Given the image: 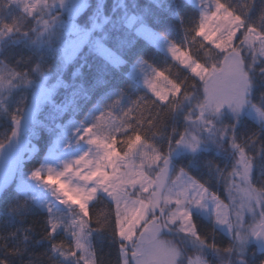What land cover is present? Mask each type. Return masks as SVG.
I'll list each match as a JSON object with an SVG mask.
<instances>
[{
    "label": "trees",
    "instance_id": "obj_1",
    "mask_svg": "<svg viewBox=\"0 0 264 264\" xmlns=\"http://www.w3.org/2000/svg\"><path fill=\"white\" fill-rule=\"evenodd\" d=\"M44 1L49 3L50 0ZM220 2L244 15L248 22L264 27V19H261L264 0ZM248 3L254 4L249 5L250 11L245 8ZM81 4V12L69 20L59 10L29 14L23 6L0 0V147L7 144L15 121L22 118L27 110L32 112L25 132L26 140L36 149L24 161L29 170L41 163L45 151L57 137L59 127L66 121L75 120L88 130L100 122L99 117L105 121L118 118V123L127 119L132 123L140 114L137 102L153 103L154 97L142 90L137 79L128 76L135 63L142 61L156 71L165 72L170 79L190 77L145 41L137 30L139 25L129 24L131 17H137L142 25L187 50L192 60H196L202 51L212 48L195 36L199 15L183 0H83ZM69 23L80 35L88 37L68 59L63 45L53 37L54 31L49 30L59 29L61 24L63 28L60 30L64 33L63 30L70 27ZM5 24L13 26L14 31L7 32L3 28ZM239 36L240 32L237 33ZM200 43L205 44L204 49L199 47ZM233 43L238 44V39L234 38ZM104 50L121 60V64L112 63L104 55ZM215 58L213 48L208 52L207 60L211 62ZM255 59L253 63L252 57L247 58L251 64L248 71L252 85L248 103L264 114V72L261 71L264 57L257 55ZM36 85H42V92L47 94L45 100L34 99L32 89ZM131 108L134 110L125 117L124 113ZM165 112L167 115L162 116V127L148 128L147 124L140 127L141 134L148 135L147 142L162 150L159 152L161 156L168 151L167 137L174 135L173 129L176 133H184L188 114L192 113L195 118L199 111L195 99H190L171 111L167 106L153 104L147 116ZM160 118L157 117L158 120ZM207 121L211 131H202L206 150L180 153L176 150L177 144L170 156L176 168L201 183H208L210 191L218 192L220 198L228 203L225 199L227 192L218 173L219 170L230 171L234 164L231 139L234 137L237 143L248 145L249 152L255 154L258 147L264 146V129L246 117L236 121L226 116H211ZM156 131L160 134L152 139L151 135ZM116 136L121 141L125 138L120 133ZM252 138H255V144H249ZM121 146L118 144V150ZM160 164L162 160L157 162V166ZM256 165L253 186L258 190L264 189V151L256 158ZM111 207L114 212L112 202L99 196L89 205V210L107 223ZM193 218L200 235L219 249L215 252L209 248L213 251L212 264H262L264 255L257 253L252 243L240 251L222 232H212L211 226L206 225L200 215ZM77 219L78 211L74 209L53 214L41 211L24 199L13 184H9L0 192V264H76L74 259H66L61 252L66 253L68 247L75 244ZM51 223L59 225L55 235L49 232ZM85 239L94 253L96 264H125L122 261L124 255L127 264H132L127 252H121L122 246L126 250L127 246L113 233L111 225L99 231L86 232ZM57 245L64 247L57 249ZM202 250L199 256L208 261L205 248ZM180 251L184 260L193 257V251ZM185 262L180 260L179 264Z\"/></svg>",
    "mask_w": 264,
    "mask_h": 264
},
{
    "label": "snow or ice",
    "instance_id": "obj_2",
    "mask_svg": "<svg viewBox=\"0 0 264 264\" xmlns=\"http://www.w3.org/2000/svg\"><path fill=\"white\" fill-rule=\"evenodd\" d=\"M43 2L36 0L35 3H25L24 11L35 14ZM249 5L254 4L245 5L248 11ZM261 19H264V15ZM3 28L9 33L14 31V27L7 24ZM237 32H240L239 37ZM195 36L202 37L212 46L198 54L196 60L189 61L187 54L176 44L168 48L172 58L191 73L190 77L181 78L183 84L181 79H170L165 72L153 69L152 75L145 80V86L155 99L152 104L136 103L140 114L134 122L129 123L125 119L118 123V118L105 121L99 117L100 122L82 137L91 146L89 152L71 165H65L60 172L48 169L46 174L40 171L32 173L33 179L55 191L62 204L78 210L75 244L68 247L66 253L61 252L66 259H74L76 264H96L94 253L83 238L86 232L99 231L109 225L125 245H132L133 264H179L181 252L172 239L163 235L165 231L172 232L173 228L188 238L191 244L218 252L214 243H208L200 235L190 212L191 206L203 207L204 202H210L216 224L237 230L236 237L241 244L248 239L247 235H241V231L250 230L252 235H264V189L258 190L252 182L257 167L256 158L264 151V146L258 147L253 154L249 152L248 145L237 143L234 137L231 139L234 164L230 171L219 170L218 173L219 180L224 183L228 203L210 191L208 183L199 182L183 170L174 179L169 176V156L174 146L183 144L195 151L200 143L196 132L211 131L208 126L210 122L204 120L205 113H219L225 106L238 111L246 102L252 86L248 71L251 64L247 58L252 57L255 63L257 55L264 57V27L248 22L244 15L220 0H215L214 10L202 15ZM234 38L238 39V44L233 43ZM199 47L204 49L205 44L200 43ZM213 48L216 58L209 62L207 54ZM197 60L202 62L198 63ZM261 71L264 72V68ZM190 99H195L199 114L195 118L192 113L188 114L186 119L190 124L184 133H176L173 129L174 135L167 137L168 151L161 156L159 152L162 150L147 142L148 135H142L140 127L145 124L148 128L162 127V116L167 112L149 117V109L154 104L167 106L171 111ZM133 110L129 109L124 116L127 117ZM108 115L111 116V113ZM157 117L161 118L158 120ZM116 133L125 138L119 140ZM159 134L158 131L153 132L152 139ZM255 143V138L250 139L249 144ZM118 144H122L123 148L118 150ZM137 159L139 164L136 163ZM161 160L162 164L157 166ZM234 190L240 195L239 199L233 194ZM99 192H103L115 206L114 212L112 207L108 210L107 223L89 210V202L96 200ZM246 214L251 216V223L246 219ZM90 216H94V219H90ZM93 225L96 227L93 228ZM125 225H128L127 231L124 230ZM58 227V224L51 223L50 234L55 235ZM62 247L56 246L57 249ZM121 252H126V247L122 246ZM199 261L200 257L195 261L189 259V264H199Z\"/></svg>",
    "mask_w": 264,
    "mask_h": 264
},
{
    "label": "rangeland",
    "instance_id": "obj_3",
    "mask_svg": "<svg viewBox=\"0 0 264 264\" xmlns=\"http://www.w3.org/2000/svg\"><path fill=\"white\" fill-rule=\"evenodd\" d=\"M10 3L18 4L24 7L25 3H35L36 0H17V2H13V0H6ZM83 0H50L49 3L44 1L40 4V6L36 9V12L40 13H48L52 10H59L62 14L65 13L68 19L77 16L83 6ZM190 5L192 9H195L199 15V21L202 15L205 12L214 10L215 7V0H183ZM41 13V14H42ZM129 24L136 25L138 24V32H140L141 36L145 39V41L152 45L154 48L158 49L161 53H163L167 58H169L172 62H174L177 66H179L182 70L186 71L190 76V71L186 70L183 65L172 58L171 54L168 52V48L171 42L167 41L163 38L159 33L151 30L150 28L142 25L140 20L136 17H131L129 20ZM71 22V21H69ZM65 28L61 32L63 25L60 24L58 26L59 29H52L49 31H54L52 35L55 37L58 43L63 45V49L65 54H67V58H70V54L75 53L81 47V44L85 43L87 37L85 35H80L74 26ZM49 28H47L48 30ZM61 29V30H60ZM46 30V31H47ZM50 33V32H49ZM238 33V32H237ZM62 35H65L62 37ZM202 41L203 38L199 37ZM206 43V42H205ZM178 47V46H177ZM179 48V47H178ZM180 50L187 54L189 61H191V57L189 56L187 50ZM104 55L111 60L112 63L115 65H120L121 60L115 57L112 53L104 50ZM152 67L146 65L144 62L139 61L132 65L129 69L128 76L130 78H135L139 81V85L148 94L152 96L148 88L145 86V80L152 75L153 72ZM155 70V69H154ZM198 79V78H196ZM42 85H36L32 90L34 99L37 97L40 101H43L47 98L46 92H42ZM251 88L249 89L246 102L243 106L240 107L238 111H233L232 108L225 106L219 113H212L208 112L204 114V120L211 116H226L231 118L232 120L238 121V119H242L244 117L252 120L258 125L263 126L264 129V114L261 113L258 109L252 107L249 102ZM155 99V98H154ZM199 114V112H198ZM33 114L27 110L25 115L16 120L14 123V129L11 136L8 139L6 145L0 147V192L7 187L9 184H13L17 192L27 201L35 205L43 212L47 213H56L57 211L62 210H70L73 208L69 205L62 204L60 202V197L55 193V191L50 188L49 186L35 180L32 178V173L35 171H40L43 174H46L48 169H53L56 172H60L64 169L65 165H71L73 161L77 160L81 155L89 152L91 150V146L86 142V140L82 139L85 133L88 131L87 128L78 124L75 120H68L64 124L59 127V132L57 137L53 140L52 144L47 148L45 151L41 163L35 167L34 169H27L24 166V161H27L32 154L35 152L34 145L30 144L25 138V132L28 123L30 122ZM190 121L188 120L189 127ZM208 132V131H205ZM200 143L195 151L191 150L190 148L184 146L183 144L177 145V152H187V153H195L198 151L206 150L207 145L203 143V132H196ZM123 148V145L120 149ZM151 154V153H150ZM159 162V161H158ZM136 163L139 164V159L136 160ZM26 169H25V168ZM180 170L176 168L172 161V156H169V176L173 179L174 176L178 174ZM239 183V179L236 181ZM170 183V182H168ZM234 193L237 199L240 198V195L235 192ZM218 195V192L216 193ZM147 195V193L145 194ZM103 197L111 201L103 192H99L97 197ZM94 201V200H93ZM90 201L89 205L93 202ZM112 202V201H111ZM115 207V206H114ZM78 211V210H77ZM212 208L210 202H204L203 207H196L191 206L190 212L192 215V219L194 221V215H200L203 220L205 221L206 225H210L212 228V232L220 231L224 235L230 238L234 242L235 248L242 251L245 250L246 247L252 243L251 231H241V235H247L248 239L241 244L240 241L236 237L237 230L235 228L229 230L226 225L216 224L214 220V216L212 215ZM246 219L249 220L251 223V216L246 214ZM259 222V218H257L256 223ZM247 226V225H246ZM128 225L124 226V230L127 231ZM164 236L169 237L173 240L174 245L180 251H193V257L189 258L193 261L196 260L199 256V252L203 251L202 249L205 248V253L209 256L208 261L202 259L200 257L199 264H212V256L213 251H211L208 247H201L198 245L191 244L190 240L186 237H183L178 232H176L175 228H173L172 232L165 231L163 233ZM83 242L89 247L88 243L86 242L85 237L83 238ZM127 254L129 255V259L132 262L131 258V251L132 245L127 244ZM181 252V251H180ZM189 259L184 260L181 258L182 261H186V264H189ZM123 263L127 261V257L123 256ZM180 262V261H179ZM240 263V262H239Z\"/></svg>",
    "mask_w": 264,
    "mask_h": 264
},
{
    "label": "water",
    "instance_id": "obj_4",
    "mask_svg": "<svg viewBox=\"0 0 264 264\" xmlns=\"http://www.w3.org/2000/svg\"><path fill=\"white\" fill-rule=\"evenodd\" d=\"M252 245L256 248L257 253L264 255V235L252 237ZM264 264V260L262 262Z\"/></svg>",
    "mask_w": 264,
    "mask_h": 264
}]
</instances>
